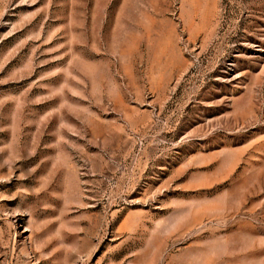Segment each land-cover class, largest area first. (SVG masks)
<instances>
[{
  "label": "rangeland",
  "instance_id": "1",
  "mask_svg": "<svg viewBox=\"0 0 264 264\" xmlns=\"http://www.w3.org/2000/svg\"><path fill=\"white\" fill-rule=\"evenodd\" d=\"M0 264H264V0H0Z\"/></svg>",
  "mask_w": 264,
  "mask_h": 264
}]
</instances>
